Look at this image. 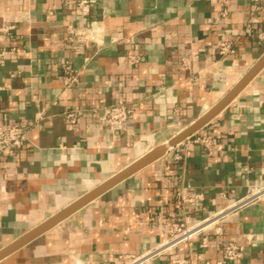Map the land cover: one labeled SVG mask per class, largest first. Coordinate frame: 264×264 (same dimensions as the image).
Here are the masks:
<instances>
[{
    "label": "crops",
    "instance_id": "1",
    "mask_svg": "<svg viewBox=\"0 0 264 264\" xmlns=\"http://www.w3.org/2000/svg\"><path fill=\"white\" fill-rule=\"evenodd\" d=\"M78 1L0 0V125L29 126L19 149L0 154V250L198 121L264 55L255 0H87V14ZM70 29L86 40L80 53ZM221 39L233 46L223 58ZM118 101L134 106L133 122L98 130L91 109ZM70 109L80 110L75 123ZM261 183L264 65L198 130L0 264H118L163 241L170 223L201 220ZM181 187L190 200L176 210ZM205 236V248L197 237L144 264L193 253L214 263L226 241L243 246L236 264H262L264 199Z\"/></svg>",
    "mask_w": 264,
    "mask_h": 264
},
{
    "label": "built area",
    "instance_id": "2",
    "mask_svg": "<svg viewBox=\"0 0 264 264\" xmlns=\"http://www.w3.org/2000/svg\"><path fill=\"white\" fill-rule=\"evenodd\" d=\"M258 2L257 9L264 11V0H255ZM81 13L87 14L89 11V4L87 0H79L77 3ZM7 28H12L7 27ZM7 30V29H6ZM72 38L78 42L75 52L80 53L82 46L86 44V40L80 34L70 29ZM245 32H249L248 29ZM259 37L264 36V29L258 34ZM217 54L223 58L233 52L232 43L228 40L221 39L216 45ZM139 55L132 53L127 54V62L130 65H135L139 62ZM181 66L184 69L189 68V58L183 57L181 59ZM67 73V82L75 81V74L70 65L64 67ZM1 90V87H0ZM96 112V127L100 131L110 133L111 135L126 131L134 120L135 108L132 104L118 101L103 105L101 107L91 109ZM80 110L70 109L63 112V115L69 120L70 123H75ZM29 129L28 125H21L18 123H6L0 125V154L19 149L26 139V134ZM206 144V140L203 141ZM199 197V195H195ZM264 199V183L249 187L247 193L237 199L236 201L227 204L221 209L215 211L211 215L194 222L183 220L180 222H172L166 230V238L151 247L147 251L138 254H124L119 256L118 264H144L150 260L164 255L172 250H182L183 248H190L193 240L201 237L199 243L200 248H205L207 245L206 233L219 234L222 229L223 221L239 210L240 208L261 201ZM190 200L189 194L184 188H180L176 193V200L174 207L176 210H182L185 203ZM243 250V246L232 241L224 242L222 246L221 258L214 263L205 260L201 253L189 254L186 259H174L172 264H236ZM264 264V258L262 261Z\"/></svg>",
    "mask_w": 264,
    "mask_h": 264
},
{
    "label": "water",
    "instance_id": "3",
    "mask_svg": "<svg viewBox=\"0 0 264 264\" xmlns=\"http://www.w3.org/2000/svg\"><path fill=\"white\" fill-rule=\"evenodd\" d=\"M264 65V55L257 61V63L244 75V77L235 85V87L229 91L225 97L216 105L214 106L207 114H205L202 118L198 121L190 125L188 128L177 134L175 137L167 141L165 144L155 147L150 153L136 161L135 163L131 164L124 170L120 171L107 181H105L100 186L96 187L86 195L80 197L77 201L66 207L65 209L61 210L53 217L46 220L44 223L33 229L29 234L22 237L20 240L16 241L15 243L9 245L8 247L0 250V259L11 253L14 249L19 247L20 245L24 244L26 241L31 239L32 237L40 234L41 232L45 231L52 225L56 224L75 210L79 209L90 200L95 198L97 195L102 193L104 190L108 189L112 185L116 184L118 181L128 177L129 175L133 174L138 169L142 168L143 166L147 165L148 163L154 161L155 159L161 157L165 151L169 148L174 146L175 144L181 142L186 137L194 133L198 130L201 126H203L210 118H212L215 114H217L236 94L237 92L248 82V80Z\"/></svg>",
    "mask_w": 264,
    "mask_h": 264
}]
</instances>
